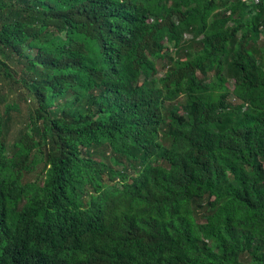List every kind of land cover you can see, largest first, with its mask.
Returning a JSON list of instances; mask_svg holds the SVG:
<instances>
[{
	"label": "trees",
	"instance_id": "1",
	"mask_svg": "<svg viewBox=\"0 0 264 264\" xmlns=\"http://www.w3.org/2000/svg\"><path fill=\"white\" fill-rule=\"evenodd\" d=\"M0 264H264V0H0Z\"/></svg>",
	"mask_w": 264,
	"mask_h": 264
},
{
	"label": "rangeland",
	"instance_id": "2",
	"mask_svg": "<svg viewBox=\"0 0 264 264\" xmlns=\"http://www.w3.org/2000/svg\"><path fill=\"white\" fill-rule=\"evenodd\" d=\"M159 74H161V72H159ZM15 91H16V89H15ZM3 92H5V91H3ZM6 92H7V93H10L8 88H6ZM16 93H17V94L14 93L13 95H11V93H10V99H11V97H12V99H13V98L17 99L18 97H24L23 90L18 89V90L16 91ZM20 93H21V94H20ZM24 106H25V105L23 104V105H22L23 108H20V109H21V113L19 112V115H18V117L16 118V119H17V122L14 121V126H16L18 129H19L20 125H22V124L24 123V121H23V116H22V115H24V113H25V111H26V108H27V107H24Z\"/></svg>",
	"mask_w": 264,
	"mask_h": 264
},
{
	"label": "clouds",
	"instance_id": "3",
	"mask_svg": "<svg viewBox=\"0 0 264 264\" xmlns=\"http://www.w3.org/2000/svg\"><path fill=\"white\" fill-rule=\"evenodd\" d=\"M249 1V0H248Z\"/></svg>",
	"mask_w": 264,
	"mask_h": 264
}]
</instances>
